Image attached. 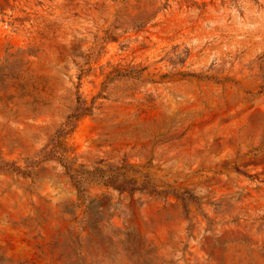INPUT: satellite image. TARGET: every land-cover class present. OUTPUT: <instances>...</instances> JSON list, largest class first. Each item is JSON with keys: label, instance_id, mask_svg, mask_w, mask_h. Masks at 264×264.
I'll return each instance as SVG.
<instances>
[{"label": "rangeland", "instance_id": "obj_1", "mask_svg": "<svg viewBox=\"0 0 264 264\" xmlns=\"http://www.w3.org/2000/svg\"><path fill=\"white\" fill-rule=\"evenodd\" d=\"M0 264H264V0H0Z\"/></svg>", "mask_w": 264, "mask_h": 264}, {"label": "trees", "instance_id": "obj_2", "mask_svg": "<svg viewBox=\"0 0 264 264\" xmlns=\"http://www.w3.org/2000/svg\"><path fill=\"white\" fill-rule=\"evenodd\" d=\"M86 111V108L84 107V105L82 104V103H80V101H79V105L75 108V110H74V112H73V114H71L68 118H67V122H66V124H65V127H68V126H70L71 125V123H72V121H73V119L74 118H76V117H78V116H80V115H82L84 112ZM65 127H61L58 131H57V134L58 135H61V134H63V133H65ZM50 153V152H49ZM59 158H61V157H59ZM62 159V158H61ZM64 164L66 165V163L64 162ZM104 177H106V178H102V179H104V181L105 182H107V183H110V184H115V180H113V176H104ZM71 178L72 179H74L75 180V182L77 183V184H82V182H83V177H79V178H77V175L75 174V175H71ZM118 188H119V190H124L126 187L125 186H117ZM125 187V188H124ZM138 188H137V186H132V187H130V188H127V191H129V192H133V191H135V190H137Z\"/></svg>", "mask_w": 264, "mask_h": 264}]
</instances>
